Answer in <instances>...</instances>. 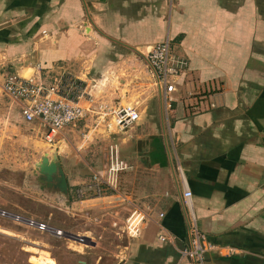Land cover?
<instances>
[{"label": "crops", "instance_id": "0c3cea01", "mask_svg": "<svg viewBox=\"0 0 264 264\" xmlns=\"http://www.w3.org/2000/svg\"><path fill=\"white\" fill-rule=\"evenodd\" d=\"M166 39L186 61L170 108L146 58ZM0 55L12 73L51 81L64 71L86 86L85 117L56 141L79 156L61 158L63 144L57 154L71 196L114 155L125 164L111 196L149 218L127 235L121 264H179L176 248L189 234L177 166L197 226L219 245L205 264H264V0H0ZM121 104L135 105L139 119L106 130L99 106ZM22 121L0 80V125ZM86 129L73 144L71 132ZM163 230L173 244L158 240Z\"/></svg>", "mask_w": 264, "mask_h": 264}, {"label": "rangeland", "instance_id": "374dc122", "mask_svg": "<svg viewBox=\"0 0 264 264\" xmlns=\"http://www.w3.org/2000/svg\"><path fill=\"white\" fill-rule=\"evenodd\" d=\"M0 60H4L1 55ZM33 65L36 67V63ZM11 71L9 61L0 62V80ZM87 130H81V135L72 131V143L81 144ZM46 132L39 122L22 121L16 130L0 125V209L43 222L61 234L39 231L0 217V264H49L52 259L55 264H121L127 258L124 243L128 236L123 225L132 210L122 207L121 194L111 196L118 189L105 190L98 198L92 194L81 197L70 194L69 206L61 197L40 190L33 172L44 153L57 154L63 144L61 158L79 156L69 142H56L61 132L54 142L46 140ZM95 133L91 131L90 137ZM90 137L83 140V148L91 143Z\"/></svg>", "mask_w": 264, "mask_h": 264}, {"label": "built area", "instance_id": "2783aa9c", "mask_svg": "<svg viewBox=\"0 0 264 264\" xmlns=\"http://www.w3.org/2000/svg\"><path fill=\"white\" fill-rule=\"evenodd\" d=\"M146 58L152 69L154 83L159 89H162L164 106L170 108V92L174 90L173 79L184 70L186 61L170 52L168 39L152 45ZM85 87L81 79L64 71L55 74L51 81L16 73H7L1 80L2 90L19 102L24 121L27 123L39 122L47 130L45 137L48 142H54L55 137L62 129L76 125L79 120L85 117L87 109L81 105V99L88 95ZM98 110H100L98 114L106 130L125 131L131 128L140 116L138 108L132 104H121L110 108L101 105ZM124 167L125 164L114 155L107 172L104 175L93 173L89 182L80 186L75 194L79 197L88 194H92L93 197H101L105 190H116L115 181L118 172ZM176 170L183 184L182 203L188 214L189 234L187 244L176 248L178 263L190 260L192 264H205L206 254L218 250L219 245L209 240L197 226L191 190L186 186V179L181 167L177 166ZM159 215L162 216L161 213ZM0 217L39 231L61 234V231L51 228L43 222L4 209H0ZM148 218V210L133 209L124 221L125 234L130 237L137 236L142 223ZM157 238L161 242L173 244L172 236L164 230L158 233Z\"/></svg>", "mask_w": 264, "mask_h": 264}, {"label": "water", "instance_id": "95a60500", "mask_svg": "<svg viewBox=\"0 0 264 264\" xmlns=\"http://www.w3.org/2000/svg\"><path fill=\"white\" fill-rule=\"evenodd\" d=\"M34 175L41 190H47L61 197L66 206L70 205V190L66 174L55 152L44 153L38 162L35 163ZM76 240H82L78 236H72Z\"/></svg>", "mask_w": 264, "mask_h": 264}]
</instances>
